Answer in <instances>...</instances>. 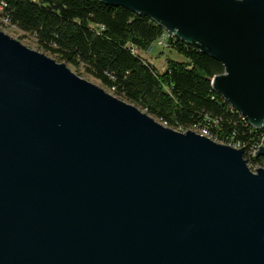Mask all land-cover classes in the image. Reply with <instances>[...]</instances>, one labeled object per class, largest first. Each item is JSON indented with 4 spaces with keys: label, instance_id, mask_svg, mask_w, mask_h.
<instances>
[{
    "label": "water",
    "instance_id": "obj_1",
    "mask_svg": "<svg viewBox=\"0 0 264 264\" xmlns=\"http://www.w3.org/2000/svg\"><path fill=\"white\" fill-rule=\"evenodd\" d=\"M98 1L220 63L212 90L264 128V0ZM242 148L165 127L0 31V264H264V169Z\"/></svg>",
    "mask_w": 264,
    "mask_h": 264
},
{
    "label": "trees",
    "instance_id": "obj_2",
    "mask_svg": "<svg viewBox=\"0 0 264 264\" xmlns=\"http://www.w3.org/2000/svg\"><path fill=\"white\" fill-rule=\"evenodd\" d=\"M1 4L0 25L33 35L37 49L82 71L168 128L205 127L218 140L232 139L246 149L263 133L212 90V78L223 73L220 63L172 37L167 49L182 59L168 58L162 71L147 61L144 55L164 30L144 16L98 0ZM253 162L264 164V157Z\"/></svg>",
    "mask_w": 264,
    "mask_h": 264
},
{
    "label": "rangeland",
    "instance_id": "obj_3",
    "mask_svg": "<svg viewBox=\"0 0 264 264\" xmlns=\"http://www.w3.org/2000/svg\"><path fill=\"white\" fill-rule=\"evenodd\" d=\"M0 31H2L3 33L7 34L11 38L19 41L22 45H24L28 49L43 53L42 51L37 49L36 40H35L33 35L28 34V33H23L21 31L17 30L15 27H12V26H9V25H6V26L5 25H0ZM45 55L50 57L51 59L55 60L58 63H63V62H59L58 59H56L55 57H53L51 55H48V54H45ZM144 57H145V59L147 61H149L153 65H155V67L159 71H162L164 69L165 62H166V60L168 58H170L171 60H180V59H182L181 57L177 56L176 54H173V53L169 52L167 48L164 49L161 46L157 45V43L153 44V48H152L151 52H148L146 55H144ZM67 67L76 76L80 77L81 79L86 80L87 82H89V83H91L93 85L98 86L99 88H102L106 93L110 94L111 96H114L112 91H109V90L105 89L104 87H102V85L98 81H96L95 79H93V78H91V77H89L87 75H84L82 73V71L75 70L74 68L70 67L69 65H67ZM114 97H116V96H114ZM116 98L121 100V101H123V102H125V103H127V104H130L129 102H127L123 98H120V97H116ZM130 105H132V104H130ZM136 108H138L141 112L144 113V111H142L139 107H136ZM155 121L159 122L157 119H155Z\"/></svg>",
    "mask_w": 264,
    "mask_h": 264
},
{
    "label": "built area",
    "instance_id": "obj_4",
    "mask_svg": "<svg viewBox=\"0 0 264 264\" xmlns=\"http://www.w3.org/2000/svg\"><path fill=\"white\" fill-rule=\"evenodd\" d=\"M4 6H5L4 4H1L0 5V11L3 9ZM169 37L170 36L167 33L164 32L162 34V36L155 43H157V45L161 46L164 49L165 48H168L167 40H168ZM152 48H153V45L150 47V49H149L148 52H151ZM132 52L133 53H137V51L134 50V49L132 50ZM242 119L245 121V119L243 117H242ZM216 122L217 121H214L213 123L216 124ZM161 124L166 127V124L165 123H161ZM188 130H191V131H193V132H195V133H197V134H199L201 136H204L206 138H209L210 140L214 141L215 143L222 144V145H225V146H229V147L234 148L236 150H239V149H241L243 147L242 148V150H244V156H243V158L246 161L247 168L252 173H255L256 172L253 169H264V164H259V163H254L253 162V160L256 159V157L253 156V152H256L258 150V147L262 145L261 140L264 138V128L261 130V131H263V133L261 134L260 138L254 144H252L249 148H247V149L241 143H239V142H233L232 139L231 140L229 139V140H226V141L218 140L205 127L193 126L192 128H190ZM179 132H185V131H180L179 130Z\"/></svg>",
    "mask_w": 264,
    "mask_h": 264
}]
</instances>
